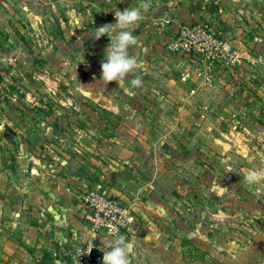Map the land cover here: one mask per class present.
<instances>
[{
	"label": "crops",
	"instance_id": "crops-1",
	"mask_svg": "<svg viewBox=\"0 0 264 264\" xmlns=\"http://www.w3.org/2000/svg\"><path fill=\"white\" fill-rule=\"evenodd\" d=\"M156 33H142L139 46L129 49L140 67L120 85L101 82V62L85 59L89 66L83 67L94 75L85 79V89L100 85L98 99L106 112L113 110L120 126L112 127L118 132L105 138L90 132L95 142L102 140L100 146L87 141L88 132H77L80 151L91 155L80 156L74 168L73 146L64 142L54 164L38 160L30 176L22 166L11 179L10 173L0 172V264H42L45 251L52 254L51 264H79V246L102 249L116 236L131 244V264H264L263 241L255 237L254 245L246 243L226 227L231 210L206 227L195 218L198 199H240L221 154L227 143L219 136L230 131L202 110L211 104L216 85L204 89L193 67L185 64L188 55L168 50L164 30ZM134 78L141 80L139 87L132 86ZM48 149L55 156V146ZM97 184L135 215L118 235L95 231L84 218L82 193ZM89 264H103V259L91 258Z\"/></svg>",
	"mask_w": 264,
	"mask_h": 264
},
{
	"label": "rangeland",
	"instance_id": "rangeland-1",
	"mask_svg": "<svg viewBox=\"0 0 264 264\" xmlns=\"http://www.w3.org/2000/svg\"><path fill=\"white\" fill-rule=\"evenodd\" d=\"M142 2L149 3L148 10L142 9V19L127 29L139 44L142 33L151 36L165 28L161 24L165 18L187 19L209 24L241 51L239 61L217 59L211 83L201 85L204 89L216 85L211 96L208 93L211 104L202 110L230 131L219 136L227 143L221 154L242 201L210 202L199 195L203 198H197L194 214L206 227L224 220L223 211L231 210L226 227L246 243L254 245L255 237L263 241L264 260V181L249 185L244 180L249 170L264 171V0H0V172L10 173L11 179L22 166L30 176L38 160L54 164L64 142L73 146L74 168L80 156L91 155L80 151L77 132H88L87 141L95 146L102 140L95 142L97 137L90 132H100L101 138L118 132L112 127L120 126L113 110L106 112L98 99L100 85L94 82L91 91L85 89V79L94 75L83 66H89L85 59L101 64L105 60L110 39L105 35L97 40L94 33L101 25L117 22L114 8L124 11ZM118 31L114 26L112 34ZM203 63L201 58L185 59L189 66ZM198 80L202 82V74ZM7 126L15 132L11 137ZM47 144L55 146V156ZM89 163L92 171L90 159Z\"/></svg>",
	"mask_w": 264,
	"mask_h": 264
},
{
	"label": "built area",
	"instance_id": "built-area-1",
	"mask_svg": "<svg viewBox=\"0 0 264 264\" xmlns=\"http://www.w3.org/2000/svg\"><path fill=\"white\" fill-rule=\"evenodd\" d=\"M161 24L165 26L161 29L164 30V42L168 50L187 54L189 60H204L202 65H190L198 77L202 74L201 84L211 83L217 59L227 62L240 60L241 51L231 41L214 33L209 24L187 19L174 23L172 18H165ZM168 24L171 25L170 28L166 27ZM192 92H195V89ZM82 200L85 203L84 218L91 223L95 231H105L115 236L135 220L131 208L100 184L86 188L82 193ZM90 259V250L79 246L76 261L79 264H89Z\"/></svg>",
	"mask_w": 264,
	"mask_h": 264
},
{
	"label": "clouds",
	"instance_id": "clouds-1",
	"mask_svg": "<svg viewBox=\"0 0 264 264\" xmlns=\"http://www.w3.org/2000/svg\"><path fill=\"white\" fill-rule=\"evenodd\" d=\"M148 8L149 3L147 2H142L138 7L124 11L114 8L117 22L96 28L95 39L99 40L105 35L110 39V43L105 48V60L101 64V82L104 84L116 81L120 85L122 80L140 67L136 57L129 52L130 48L138 47L139 43L133 32L127 29L136 25L142 19V9L147 11ZM114 26H117L120 31L112 34ZM141 83L139 78L131 81L133 87H139ZM244 180L249 185L258 184L264 181V171L249 170ZM89 247L92 248L93 245ZM101 250L103 251V264H131L132 246L123 236H116L110 245H105Z\"/></svg>",
	"mask_w": 264,
	"mask_h": 264
},
{
	"label": "water",
	"instance_id": "water-1",
	"mask_svg": "<svg viewBox=\"0 0 264 264\" xmlns=\"http://www.w3.org/2000/svg\"><path fill=\"white\" fill-rule=\"evenodd\" d=\"M7 128H10L12 130V128L10 126H7ZM13 133H15L12 130ZM8 135V134H7ZM9 136V135H8ZM91 224V223H90ZM90 257L92 259H103V251L101 250V248L99 246L94 245L91 249H90Z\"/></svg>",
	"mask_w": 264,
	"mask_h": 264
},
{
	"label": "trees",
	"instance_id": "trees-1",
	"mask_svg": "<svg viewBox=\"0 0 264 264\" xmlns=\"http://www.w3.org/2000/svg\"><path fill=\"white\" fill-rule=\"evenodd\" d=\"M52 254L49 251L44 252L42 264H51Z\"/></svg>",
	"mask_w": 264,
	"mask_h": 264
},
{
	"label": "flooded vegetation",
	"instance_id": "flooded-vegetation-1",
	"mask_svg": "<svg viewBox=\"0 0 264 264\" xmlns=\"http://www.w3.org/2000/svg\"><path fill=\"white\" fill-rule=\"evenodd\" d=\"M6 134H8L10 137L12 136V134H15V133H13L12 131L10 132V131H8Z\"/></svg>",
	"mask_w": 264,
	"mask_h": 264
}]
</instances>
